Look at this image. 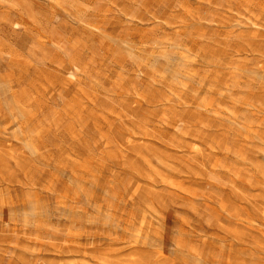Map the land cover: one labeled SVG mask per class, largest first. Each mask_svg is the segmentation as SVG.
Returning a JSON list of instances; mask_svg holds the SVG:
<instances>
[{
	"label": "rangeland",
	"instance_id": "rangeland-1",
	"mask_svg": "<svg viewBox=\"0 0 264 264\" xmlns=\"http://www.w3.org/2000/svg\"><path fill=\"white\" fill-rule=\"evenodd\" d=\"M0 264H264V0H0Z\"/></svg>",
	"mask_w": 264,
	"mask_h": 264
}]
</instances>
